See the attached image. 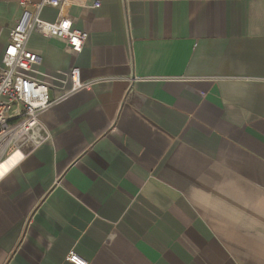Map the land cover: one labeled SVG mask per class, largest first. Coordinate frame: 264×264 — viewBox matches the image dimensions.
<instances>
[{
  "label": "crops",
  "instance_id": "crops-1",
  "mask_svg": "<svg viewBox=\"0 0 264 264\" xmlns=\"http://www.w3.org/2000/svg\"><path fill=\"white\" fill-rule=\"evenodd\" d=\"M63 1L38 18L87 39H28L55 104L0 178V264H264V0Z\"/></svg>",
  "mask_w": 264,
  "mask_h": 264
},
{
  "label": "built area",
  "instance_id": "built-area-1",
  "mask_svg": "<svg viewBox=\"0 0 264 264\" xmlns=\"http://www.w3.org/2000/svg\"><path fill=\"white\" fill-rule=\"evenodd\" d=\"M20 5L23 11L7 32L0 59V160L18 152L21 154L20 161L24 153L35 150L49 140L40 117L51 110L55 103L49 100L47 83L33 76L40 58L27 47L30 35L37 33L60 39L74 55L82 52L87 39V34L74 28L68 18L59 16L54 22L38 18L43 7L61 13L65 7L63 0H40L37 3L22 0ZM92 7L97 9L100 3L94 2ZM68 77L71 88L67 96L89 88L87 83L81 81L77 67L70 68ZM66 262L86 264L73 252L68 253Z\"/></svg>",
  "mask_w": 264,
  "mask_h": 264
},
{
  "label": "bare ground",
  "instance_id": "bare-ground-1",
  "mask_svg": "<svg viewBox=\"0 0 264 264\" xmlns=\"http://www.w3.org/2000/svg\"><path fill=\"white\" fill-rule=\"evenodd\" d=\"M21 154L16 152L0 160V178L4 176L19 161Z\"/></svg>",
  "mask_w": 264,
  "mask_h": 264
}]
</instances>
